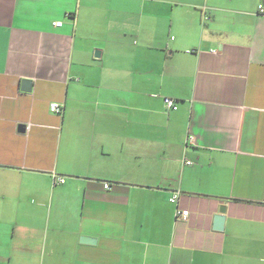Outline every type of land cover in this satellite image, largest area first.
Wrapping results in <instances>:
<instances>
[{
	"label": "crops",
	"instance_id": "obj_1",
	"mask_svg": "<svg viewBox=\"0 0 264 264\" xmlns=\"http://www.w3.org/2000/svg\"><path fill=\"white\" fill-rule=\"evenodd\" d=\"M0 264H264V0H0Z\"/></svg>",
	"mask_w": 264,
	"mask_h": 264
},
{
	"label": "built area",
	"instance_id": "obj_2",
	"mask_svg": "<svg viewBox=\"0 0 264 264\" xmlns=\"http://www.w3.org/2000/svg\"><path fill=\"white\" fill-rule=\"evenodd\" d=\"M259 9L261 11H263L262 6H260ZM54 25H56V26L61 25V21H55ZM163 104H164L165 109H167V110L168 109H172V110L177 109L176 100L174 98H172V97H164L163 98ZM50 110L52 112L60 114L61 111H62V105L59 104L58 102H51L50 103ZM190 138L192 139V137H190ZM57 180L60 181V182L64 181L63 178H58ZM104 186H105V188H110V185L108 183H105ZM178 199H179V191L173 192L171 194V196L169 197V201L171 203H174V204H177ZM174 214H175V218L186 219L187 216H188V211L185 210V209H181L180 207H176Z\"/></svg>",
	"mask_w": 264,
	"mask_h": 264
},
{
	"label": "water",
	"instance_id": "obj_3",
	"mask_svg": "<svg viewBox=\"0 0 264 264\" xmlns=\"http://www.w3.org/2000/svg\"><path fill=\"white\" fill-rule=\"evenodd\" d=\"M30 80L24 79L22 80V90H29L30 89ZM25 85H28L27 87H25ZM20 128L23 129V126H20ZM224 210L221 209V211L219 213H217L214 218H213V228L216 230H221L223 228L224 225ZM81 242H94L95 238H91L89 236H81L80 238Z\"/></svg>",
	"mask_w": 264,
	"mask_h": 264
},
{
	"label": "trees",
	"instance_id": "obj_4",
	"mask_svg": "<svg viewBox=\"0 0 264 264\" xmlns=\"http://www.w3.org/2000/svg\"><path fill=\"white\" fill-rule=\"evenodd\" d=\"M175 215V214H174Z\"/></svg>",
	"mask_w": 264,
	"mask_h": 264
}]
</instances>
